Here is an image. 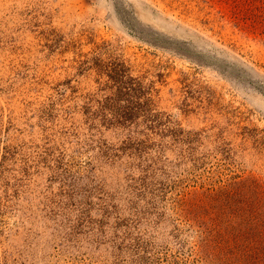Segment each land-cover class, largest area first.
Segmentation results:
<instances>
[{
  "label": "rangeland",
  "instance_id": "1",
  "mask_svg": "<svg viewBox=\"0 0 264 264\" xmlns=\"http://www.w3.org/2000/svg\"><path fill=\"white\" fill-rule=\"evenodd\" d=\"M0 264H264V0H0Z\"/></svg>",
  "mask_w": 264,
  "mask_h": 264
}]
</instances>
